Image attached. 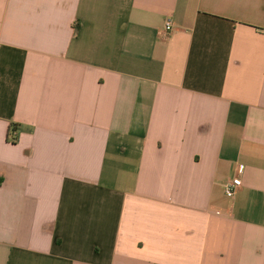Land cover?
<instances>
[{"label":"crops","instance_id":"obj_1","mask_svg":"<svg viewBox=\"0 0 264 264\" xmlns=\"http://www.w3.org/2000/svg\"><path fill=\"white\" fill-rule=\"evenodd\" d=\"M0 264H264V0H0Z\"/></svg>","mask_w":264,"mask_h":264},{"label":"built area","instance_id":"obj_2","mask_svg":"<svg viewBox=\"0 0 264 264\" xmlns=\"http://www.w3.org/2000/svg\"><path fill=\"white\" fill-rule=\"evenodd\" d=\"M173 31L172 22H167L165 27V34L168 36ZM245 167L243 165H239L238 167V176L233 178L231 181L227 182L224 185V192L228 198H234L237 191L242 187L243 181L240 178V175L244 173Z\"/></svg>","mask_w":264,"mask_h":264},{"label":"trees","instance_id":"obj_3","mask_svg":"<svg viewBox=\"0 0 264 264\" xmlns=\"http://www.w3.org/2000/svg\"><path fill=\"white\" fill-rule=\"evenodd\" d=\"M12 129H13V131H14V130H15V127H13Z\"/></svg>","mask_w":264,"mask_h":264}]
</instances>
